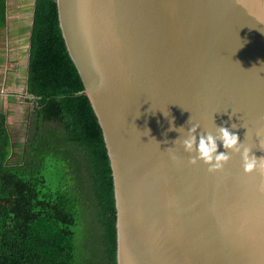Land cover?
Segmentation results:
<instances>
[{"label": "water", "instance_id": "1", "mask_svg": "<svg viewBox=\"0 0 264 264\" xmlns=\"http://www.w3.org/2000/svg\"><path fill=\"white\" fill-rule=\"evenodd\" d=\"M55 1L109 160L116 264H264V172L183 148L227 127L264 157V0Z\"/></svg>", "mask_w": 264, "mask_h": 264}, {"label": "trees", "instance_id": "2", "mask_svg": "<svg viewBox=\"0 0 264 264\" xmlns=\"http://www.w3.org/2000/svg\"><path fill=\"white\" fill-rule=\"evenodd\" d=\"M21 143L0 109V264H116V212L102 131L58 25L34 0ZM0 0V41L9 23ZM5 48L0 45V63ZM20 81V82H19ZM19 82V83H18Z\"/></svg>", "mask_w": 264, "mask_h": 264}, {"label": "rangeland", "instance_id": "3", "mask_svg": "<svg viewBox=\"0 0 264 264\" xmlns=\"http://www.w3.org/2000/svg\"><path fill=\"white\" fill-rule=\"evenodd\" d=\"M34 0H8L9 23L6 36L0 45L5 48V59L0 63V109L7 115L9 130L19 142H25L21 129V116L26 106V79L17 84L13 80L25 77L19 68L27 67L30 52L32 14L28 10Z\"/></svg>", "mask_w": 264, "mask_h": 264}, {"label": "clouds", "instance_id": "4", "mask_svg": "<svg viewBox=\"0 0 264 264\" xmlns=\"http://www.w3.org/2000/svg\"><path fill=\"white\" fill-rule=\"evenodd\" d=\"M236 128V125H232ZM170 130H176L173 126ZM197 127L193 126L188 130V137L183 140V148L187 153H195L190 158L189 163L197 165L203 162L208 165L210 173L224 169V166L230 161L231 157L228 152L242 153L244 171L246 174H251L258 169L264 172V157L257 159L250 155V150L245 148L243 143H240L239 137L231 132L227 127H218L219 134L214 136L211 133L201 134L197 138ZM218 141L223 142V147L226 152H218Z\"/></svg>", "mask_w": 264, "mask_h": 264}]
</instances>
